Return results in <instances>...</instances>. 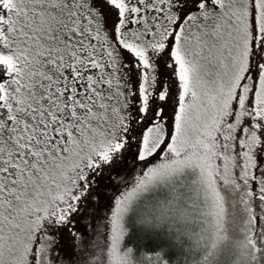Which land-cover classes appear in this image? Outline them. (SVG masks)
<instances>
[{
	"label": "snow or ice",
	"instance_id": "obj_1",
	"mask_svg": "<svg viewBox=\"0 0 264 264\" xmlns=\"http://www.w3.org/2000/svg\"><path fill=\"white\" fill-rule=\"evenodd\" d=\"M181 261L264 264V0H0V264Z\"/></svg>",
	"mask_w": 264,
	"mask_h": 264
},
{
	"label": "rangeland",
	"instance_id": "obj_2",
	"mask_svg": "<svg viewBox=\"0 0 264 264\" xmlns=\"http://www.w3.org/2000/svg\"><path fill=\"white\" fill-rule=\"evenodd\" d=\"M100 183H101V186H103V183L104 182L101 181ZM112 191H115V189H113ZM88 207H91V204H89ZM101 215H104V212H101ZM74 219H76V221H77L76 227L79 229L82 226L81 223H80V217L79 216H76V217H74Z\"/></svg>",
	"mask_w": 264,
	"mask_h": 264
},
{
	"label": "trees",
	"instance_id": "obj_3",
	"mask_svg": "<svg viewBox=\"0 0 264 264\" xmlns=\"http://www.w3.org/2000/svg\"><path fill=\"white\" fill-rule=\"evenodd\" d=\"M181 264H182V261H181Z\"/></svg>",
	"mask_w": 264,
	"mask_h": 264
}]
</instances>
